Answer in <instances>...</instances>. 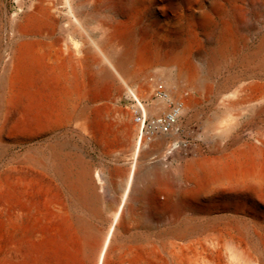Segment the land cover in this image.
Returning <instances> with one entry per match:
<instances>
[{
	"label": "bare ground",
	"instance_id": "6f19581e",
	"mask_svg": "<svg viewBox=\"0 0 264 264\" xmlns=\"http://www.w3.org/2000/svg\"><path fill=\"white\" fill-rule=\"evenodd\" d=\"M0 3L10 10L5 0ZM17 5L19 11L0 26V135L73 127L83 140L104 148L128 144L131 160L127 168L117 159L94 170L53 148L47 155L4 161L1 222L12 231L21 224L33 231L48 228L60 264H264V125L238 147L229 146L243 139V124L264 110V78L214 92L224 110L204 121L215 137L209 155L194 151L176 167L164 159L178 149L189 151L174 137L176 128L212 93L207 69L237 47L248 8L264 0ZM144 15L151 20L142 23ZM199 34L214 45L200 59L204 65L191 58ZM263 47L264 38L255 57ZM112 91L135 101L132 117L115 105ZM160 106L168 109L156 111ZM140 131L146 135L134 142ZM216 142H224L227 152ZM215 209L232 219L177 227L178 220ZM159 226L162 240L143 235Z\"/></svg>",
	"mask_w": 264,
	"mask_h": 264
},
{
	"label": "rangeland",
	"instance_id": "374dc122",
	"mask_svg": "<svg viewBox=\"0 0 264 264\" xmlns=\"http://www.w3.org/2000/svg\"><path fill=\"white\" fill-rule=\"evenodd\" d=\"M5 2L10 10L6 12L3 4L0 3V26L3 28L6 25L7 18L19 11L17 0H5ZM247 12L246 21L240 29L241 36L237 47L226 56L220 55L207 69L209 71L212 93L200 100L197 110L191 109L186 116H183L180 120V127L176 128L177 131L174 133V137H177L189 151L178 149L176 152L164 157V159L172 161L175 167L179 163L190 159L194 151L199 152L200 155H209V146L213 143L212 141L215 137L212 132L206 130L204 121L216 113L223 114L224 110L222 98H218L214 92L233 89L236 85H240L242 81H248L259 76L264 78V62H261L264 59V47L258 57L254 56L257 47L264 38V5L249 7ZM149 20H151L150 16L144 15L141 17L142 23ZM198 39L192 45L191 58L197 63L204 65V61H200V59L203 58L204 53L211 54L214 45L205 43V38L201 34L198 35ZM1 47L2 49L4 48V39ZM198 50L201 53H195ZM158 79L165 84L163 78L159 76ZM159 86V89L165 91L164 85L160 83ZM112 94L115 95L114 97L112 96L115 105L119 106L128 118L132 117L135 101L128 98L124 91L120 93L112 91ZM119 94L120 97L117 99L116 97ZM167 109V106H160L156 111L165 112ZM148 113L150 112H147L150 121L151 117ZM132 120L136 122L134 118ZM146 124H148V121ZM262 125H264V110L258 116L243 124L241 134L244 137L241 140L236 139V143L231 140L230 150L241 145L244 139L250 138L252 133L260 129ZM142 135H146V133L144 131L142 134L141 131L140 133L138 132L133 141H138ZM216 144L219 145L217 142ZM219 146L221 152H227L225 151L224 142ZM53 148H60L64 152L80 158L94 170L114 166L117 159H119L118 165L120 167L127 168L131 160L128 144L114 142L104 148L95 141L83 140L79 132L74 130L73 127L57 133L46 134L19 128L4 131L0 135V163L26 153L47 155ZM176 157L179 159H176ZM231 219L232 216L228 211L215 209L194 215L189 222L178 220L176 224L179 230H183L187 226L205 228L211 224L222 223ZM247 224L251 230V224ZM164 234L163 227L159 226L149 229L143 235L162 240ZM0 264H60L58 252L54 245V238L50 230L48 228H39L33 231L27 224H21L12 231L0 220Z\"/></svg>",
	"mask_w": 264,
	"mask_h": 264
},
{
	"label": "built area",
	"instance_id": "2783aa9c",
	"mask_svg": "<svg viewBox=\"0 0 264 264\" xmlns=\"http://www.w3.org/2000/svg\"><path fill=\"white\" fill-rule=\"evenodd\" d=\"M136 120H138V117L136 118ZM142 128H144V121H143V123H142ZM168 129V126H165L164 127V130L166 131Z\"/></svg>",
	"mask_w": 264,
	"mask_h": 264
}]
</instances>
